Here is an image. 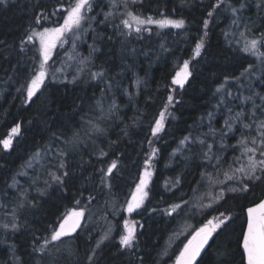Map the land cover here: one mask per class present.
Segmentation results:
<instances>
[{
    "label": "trees",
    "instance_id": "obj_1",
    "mask_svg": "<svg viewBox=\"0 0 264 264\" xmlns=\"http://www.w3.org/2000/svg\"><path fill=\"white\" fill-rule=\"evenodd\" d=\"M231 2L239 8L236 0ZM61 3L65 8L68 6V0H9L7 6L0 5V140L8 137L11 128L20 125V134L13 137L11 149L5 150L0 144V202L3 205H11L14 200L16 193L11 184L25 163L39 152L47 156L41 171L35 168L31 171H34L31 181L25 180L29 191L23 199L25 207L17 209L19 230L6 231L0 223V264H36L42 255L33 249L39 248L71 208L84 209L86 221L80 232L69 239L72 247L69 255L61 251L54 255L56 264H88L93 251L92 264H173L193 233L220 212L231 215L230 226L223 235L222 230L214 234V243L210 241L197 264H224L225 260L227 264H244L240 237L246 228L245 210L264 197V184L243 197L226 194L219 203L210 198L199 203L201 195L209 192L216 195L220 189L218 183H209L205 173L219 180L224 177L201 159L200 145L185 147L180 142L189 134L204 138L203 134L209 132L210 113L211 127L222 129L229 116L227 108L233 109V115L241 109L250 111L252 102L242 103L243 97L264 94V64L242 50L246 38L259 39L264 33V10L257 7L260 0H240L245 4L238 12L247 29L244 37L238 32L226 31L229 10L226 5L215 9L211 17L207 15L216 0H143V3L130 4L127 11L134 14L154 19H183L185 27L160 29L148 25L150 31L141 34L133 31L129 36L120 35L121 31H128L120 23L127 19L126 15L121 16L126 9L122 5L112 8L110 0H94L93 11L88 13L94 20L90 26L85 22L88 29L81 46V53L89 59L88 68L74 84L69 82L72 79L46 80L45 86L29 102L26 83L32 69L38 66L32 58H40L36 51L39 44L38 41L23 45L21 42L32 29L42 31L35 23L40 13L49 17L42 21L44 27L61 22ZM54 12L56 15H52ZM107 12H114L115 17L101 23ZM204 20L209 21L208 35L201 55L195 57V46L205 31ZM21 47L25 50L21 51ZM93 48L98 50L92 51ZM60 54L56 52L49 64H55L56 68ZM184 61L189 62L192 75L180 89L172 80ZM101 71L104 76L94 79L92 73ZM218 88L222 91L218 92ZM228 92L232 96H227ZM169 95L174 97V106H169L171 115L166 114L164 130L153 137L154 121L167 105ZM221 98L225 102L217 107ZM97 101L107 113L113 102L118 107L108 115L102 133H89L92 125L86 122L91 120L97 124L99 116L104 114L98 110ZM262 103L257 97L256 104ZM256 111L260 116V110ZM76 133L79 137L72 143ZM206 139L208 143L213 142L211 135ZM238 139L239 131L235 136L229 134L226 143L235 145ZM150 140L152 146L148 143ZM152 147L158 152L152 159L148 198L134 215L137 218L135 247L125 249L120 245L119 229L97 249L95 244L109 230L112 219L117 228L118 219L113 213L130 198ZM60 150L67 155L60 157ZM101 150L107 155L102 156ZM213 151L221 152L218 143ZM239 155L240 151L233 147L223 150L226 163L222 170H227L229 164L238 166L233 164V157ZM61 159L65 169L58 168ZM245 159L241 158L240 162ZM113 160L117 162V169L108 178L109 189L102 183L100 170H106ZM63 171L68 172L63 184H57L49 175ZM46 180L50 187L45 185ZM45 188L46 194L41 196L37 189ZM90 196L94 197L91 202ZM77 199L79 205L75 203ZM177 203L182 204L178 213L171 216L164 213V209ZM210 203L212 207H207ZM186 227L189 229L184 230ZM174 233L176 236L167 245Z\"/></svg>",
    "mask_w": 264,
    "mask_h": 264
},
{
    "label": "snow or ice",
    "instance_id": "obj_2",
    "mask_svg": "<svg viewBox=\"0 0 264 264\" xmlns=\"http://www.w3.org/2000/svg\"><path fill=\"white\" fill-rule=\"evenodd\" d=\"M239 4V8L232 4L231 0H216V3L212 11H209L207 15L211 17L215 9L220 8L222 5H226L231 11L234 17L237 16V13L245 7V4L240 3V0H236ZM9 0H0V5L7 6ZM143 3V0H110V6L112 8H118L122 5L126 11L121 13V16H127V19H122L121 24L124 29H127V32L121 31V36H129L134 31L137 34H141L143 31H150L146 26L155 25L157 28H175L183 29L185 27V21L183 19H170L167 17L161 19H154L152 16L144 17L139 14H134L132 11H127L130 4ZM94 0H68V6L63 7L61 3V8L63 9L61 14L62 22L55 21V26L44 27L42 21L48 20L49 17L44 13H40L35 17V23L42 27V31H37L32 29L30 34L27 35L26 40H23V44H35L38 41L39 47L36 51L39 53L40 58L37 59L33 57L32 59L38 65L32 69V75L26 83V92L27 100L30 102L34 96L45 86L46 80L55 82L56 73L62 71L61 69H56L53 64H49V61L53 58V53L59 44L61 47L64 44L72 42V47L75 48V41L80 39L79 33L84 29L85 22L89 23L94 20V17L89 16L88 13L93 11ZM258 8L264 10V0H260V3L257 4ZM56 15V13H52ZM115 17L114 12H107L103 15V20L101 23H107L110 19ZM233 23H236L233 20ZM209 21H203V27L205 29L203 36L200 37L199 43L195 46V57L201 55L202 50L204 49V38L207 37V28ZM117 28L120 25H115ZM264 48V33H261L260 38L246 39L243 47V51L248 53L257 59L261 60V63L264 64V51L261 49ZM25 49L21 47V51ZM98 49L93 48L92 51H97ZM135 50L133 49V52ZM71 58V57H70ZM192 75L189 70V62L184 61L180 70L176 73L175 77L172 80V83L178 85L180 89L184 88V85L187 83L189 77ZM94 79L101 78L104 76V73L96 72L92 73ZM78 76H73L70 83H76ZM63 82V81H62ZM141 82L138 80L137 85ZM175 91V89H173ZM218 92L222 91V88L217 89ZM227 96H232L231 92L226 93ZM259 98L261 101H264V94L253 93L243 98L242 103L252 102L253 108L250 111H245L241 109L240 111L235 112L233 115V109L231 107L227 108L229 113L228 118L224 121V127L222 129H215L211 127L212 114H209V132L204 133V138H197L191 136L184 137L181 140V145L188 147L193 144H198L201 146V159L204 160L207 164L212 165L217 169V171L223 175L224 179L219 180L218 177L212 178L211 174L205 173L209 179L211 185L217 183L221 185H227V187H222L216 195H213L211 192L207 193L211 201L219 203L221 200L225 199L226 194H232L233 196L243 197L246 194L252 192L254 187H257L261 184H264V103L257 105L256 98ZM174 97L169 95L167 97V105L164 106L163 111L159 112L158 119L154 121V126L152 127L151 134L153 137L157 136L158 133L162 132L165 127L166 114L171 115L169 112V106L173 105ZM178 102V101H177ZM224 99L221 98L220 105L224 104ZM97 108L101 113H104L103 106L100 101L96 102ZM118 106L113 102L112 106L108 109L106 115H111L113 110ZM257 109L260 110L261 115L257 116ZM106 118L105 115L99 117V119ZM89 125H92L88 129L89 133H102L103 129L98 125L94 124L93 121L86 122ZM239 131V139L235 145H228L226 140L229 134L235 136ZM20 134V125L17 124L15 127L11 128L10 134L6 139L0 140V144L3 145L5 150L11 149L12 140L14 136ZM211 135L212 143H208L207 137ZM217 135L219 139L217 140ZM79 137V133H76L72 143H76V138ZM149 145L152 146V141L150 140ZM219 144L221 149L220 153L214 152L213 147L215 144ZM233 147L240 151V155L233 157V164L238 166L233 167L232 164L228 165L227 170H222L223 163L226 161L223 160V150ZM191 151V148H188ZM158 149L152 147V151L149 153V159L144 161V168L142 175L138 178L139 182L135 184L134 190L130 194V198L126 200L124 210L129 214L136 212L138 209L143 207L146 199L148 198V189L151 183V178L153 172L152 159L155 158ZM58 155L60 157H65L66 152L60 150ZM101 155H107L106 152L101 150ZM40 156V153H36L33 157L36 159ZM241 158H246L243 163H241ZM31 162H29V167H31ZM59 169H65L66 164L63 159L60 160L58 164ZM117 169V162L113 160L110 166L105 170L101 169L103 173L102 183L105 184L109 189L111 188V183L108 180L112 176L113 170ZM52 180L57 184L64 183V177L68 176L67 171H63L61 174L57 175L55 172H50ZM15 183V180H14ZM176 184L179 181H175ZM45 185L50 187L49 181H45ZM46 188L44 190L37 189L41 196L46 194ZM94 199V197H89V202ZM31 205V202H28ZM77 205L80 204V200L75 201ZM184 203H187L185 201ZM34 206V205H32ZM196 206V205H194ZM6 205L0 204V208H4ZM25 207V203L21 200L17 208ZM207 207H212V204H208ZM17 208H13L11 215L12 220L10 223H5L2 225L4 229H11L12 231H18L20 224L17 217ZM86 208V206H85ZM182 208V204H173L169 209H164V213L171 216L173 213H178ZM156 211V209H152ZM232 219L231 215H226L224 212H220L219 216L213 217L212 219L207 220V222L195 231L194 235L191 236L179 250V254L175 258V264H197V258L200 257L201 253L204 251L205 247L209 245L210 241H213L214 234H217L220 231V234L223 235L227 232V228L230 226L229 221ZM85 220V210L71 208L66 210L63 214V218L59 221L58 225L54 227L50 233L49 237H45L43 243L39 248H34V251L40 252L43 256L45 251L48 249V246L53 243H59L64 238L72 237L78 229L82 227V223ZM246 230L242 233L240 237V247L242 248L241 259L244 261V264H264V199H260L258 202L254 203L252 206L247 207L246 209V219H245ZM124 229L126 234L121 235L120 245L125 249H132L135 247L136 243V228L135 222L129 223V221H124ZM112 229H109V232ZM109 238L108 233H105L101 241L96 244V248L99 249L104 240ZM219 238V236H217ZM214 243V241H213ZM167 254V250L165 253ZM222 256L225 253H220ZM95 256V251H93L92 256L88 257V264H92V258ZM224 264H227V261H224Z\"/></svg>",
    "mask_w": 264,
    "mask_h": 264
},
{
    "label": "rangeland",
    "instance_id": "obj_3",
    "mask_svg": "<svg viewBox=\"0 0 264 264\" xmlns=\"http://www.w3.org/2000/svg\"><path fill=\"white\" fill-rule=\"evenodd\" d=\"M227 12H228L227 13L228 16H227V21L225 22L226 23V31L228 29L230 32H233V34H234V32H238L240 36L246 35L247 29L245 28L244 24L240 20L239 14L237 13V16L234 17L230 10H228ZM233 20H235L236 23H233ZM87 29H88V27L85 24L84 29H82L81 33H79L80 39L75 41V48L72 47L71 41L68 44H64L62 47L59 44L57 45V48L54 51L53 55L56 52L61 53L60 54L61 56L58 58V64L59 65L56 67V69H61L62 71L56 73V80L67 81L68 79H72L73 76L79 77L81 75V73L85 72L86 69L88 68L89 59L87 56H85V55H83V53H81L82 52L81 46L83 44L84 36H85V33L87 32ZM242 37H244V36H242ZM53 61H54V58H52V60L49 61V63L53 62ZM242 101H243V99H242ZM106 114H107V111L105 109V112L102 115H105L106 118L99 119L98 123L96 124L100 128H102V125L104 124V122L109 118L108 115H106ZM102 115H100L99 117H101ZM39 153H40V156L37 157L36 159L33 158L36 154L33 157H31L30 160L25 163L23 168L17 173L16 177L14 178L15 183H14V181L12 182L11 189L16 193V195L13 196L14 200L12 201L13 203L11 202V205H6V207H4V210H2V208H0L1 226L5 223H10V221L12 220V215H11L12 209L17 208L18 203L21 200L25 199V197L29 191V187H28L26 181L30 182L31 181L30 177L32 175H34V171H33V173H31V171L34 170L35 168L37 171L38 170L41 171L42 166L45 164L47 156H44L43 152H39ZM29 162H31V165H32L31 167H29ZM39 178L40 177H38L37 182L39 181ZM218 185H219V188H221V186H220L221 184L218 183ZM218 190H220V189H218ZM207 198H209L208 195H201L198 198V201H199V203H202L205 201V199L207 200ZM0 204H3L2 201L0 202ZM124 206H125V204H122L120 209H116V212L113 213L114 217L116 219H118L116 222L117 228L115 227V220L112 219L110 221V223L108 224L109 229L111 228L112 230L110 232H109V230L104 231L102 233V235H100L97 243L102 240L105 233H108L109 239L119 229H121V235L126 234L125 229H124V221L125 220L129 221V223H132V222L136 223L137 222V218L134 215L142 207L140 209H138L136 212L129 214L126 210H124ZM121 214H123V215H122L121 220L119 221ZM212 218L213 217H211L210 219H212ZM85 221H86V215H85ZM202 226H200V227H202ZM186 229H189V227H186L184 230H186ZM6 231H12V230L9 228ZM194 233H193V235H194ZM175 236H176V234L174 233V235H172L170 237V239L167 241L166 244L170 245ZM189 239H191V237ZM104 241H106V240H104ZM71 249H72V247H71V242L69 241V239H64L61 242H59L58 244L57 243L50 244L48 246V249L45 251L46 256H44V257L40 256L38 261H36V264H56L55 263L56 257L54 255L56 253H59L60 251L65 253L66 255H69ZM173 264H175V261Z\"/></svg>",
    "mask_w": 264,
    "mask_h": 264
},
{
    "label": "water",
    "instance_id": "obj_4",
    "mask_svg": "<svg viewBox=\"0 0 264 264\" xmlns=\"http://www.w3.org/2000/svg\"><path fill=\"white\" fill-rule=\"evenodd\" d=\"M262 199H264V197H263ZM246 209H247V208H246ZM245 213H246V210H245ZM83 224H84V222L82 223V226H83ZM81 228H82V227H81ZM81 228L78 229L77 232H76L72 237H75V236L80 232ZM245 230H246V228H245ZM72 237H68V238H72ZM64 239H67V238H64ZM209 243H210V242H209ZM207 248H208V246L205 247V249H204V251L201 253L200 257L197 258V263L199 262V260H200L201 257L203 256V254L206 252ZM242 251H243V250H242Z\"/></svg>",
    "mask_w": 264,
    "mask_h": 264
}]
</instances>
